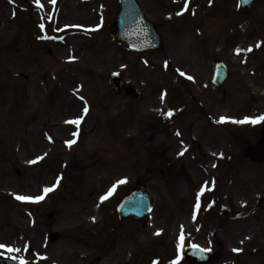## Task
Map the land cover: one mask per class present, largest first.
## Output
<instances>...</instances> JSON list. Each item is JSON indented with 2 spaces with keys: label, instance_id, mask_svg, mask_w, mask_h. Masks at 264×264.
I'll list each match as a JSON object with an SVG mask.
<instances>
[{
  "label": "rangeland",
  "instance_id": "rangeland-1",
  "mask_svg": "<svg viewBox=\"0 0 264 264\" xmlns=\"http://www.w3.org/2000/svg\"><path fill=\"white\" fill-rule=\"evenodd\" d=\"M137 1L161 50L110 38L118 0H0V255L188 264L182 247L193 244L215 252L206 264H264V160L251 158L264 121L233 122L264 115V0L246 12L237 0H189L183 13V0ZM215 60L230 70L219 88ZM113 72L141 98L115 95ZM139 183L150 214L119 221V201Z\"/></svg>",
  "mask_w": 264,
  "mask_h": 264
},
{
  "label": "water",
  "instance_id": "water-1",
  "mask_svg": "<svg viewBox=\"0 0 264 264\" xmlns=\"http://www.w3.org/2000/svg\"><path fill=\"white\" fill-rule=\"evenodd\" d=\"M253 0H239V5H243L244 9H248ZM109 27L114 29L111 38L126 41L131 47L145 50L148 48L160 49L162 41L153 26L142 14L136 0H120L119 10ZM228 72L224 65L217 64L214 72L213 82L220 85L227 77ZM108 84L116 94L124 89L126 95H130L132 99L140 97V91L130 85L124 86L122 78L119 74L113 73L108 76ZM264 131H262L261 140L256 146L254 157L263 158L262 148L264 146ZM259 155V156H258ZM150 197L146 194L144 187L138 186L131 190L118 206V218L125 220L129 217H143L150 208ZM224 213V212H223ZM51 241L59 237L56 232L48 235ZM213 253L196 247H186L184 250V259L193 264H204L214 259ZM7 264H20L9 258H0Z\"/></svg>",
  "mask_w": 264,
  "mask_h": 264
},
{
  "label": "snow or ice",
  "instance_id": "snow-or-ice-1",
  "mask_svg": "<svg viewBox=\"0 0 264 264\" xmlns=\"http://www.w3.org/2000/svg\"><path fill=\"white\" fill-rule=\"evenodd\" d=\"M35 2H36L37 4H39V0H35ZM50 2H51V3H55V0H50ZM178 14H179V13H178ZM41 28H43V25H41ZM238 51H239V50H238ZM181 75H184V74L181 73ZM188 78H189V79H192L191 77H188ZM84 111L86 112V111H87V108H85ZM166 115L171 116V115H172V112L169 111ZM227 119H229V118H227V117H221V118H220V121H217V122L219 123V122L224 121V120H227ZM258 121H264V115L257 116V117H255V118L245 117L243 120H235V121H233V122H235V123H247V122H250V123H252V124H255V123H257ZM79 122H80L79 119L72 121V123H75V124H79ZM179 134H180V133L177 132V135H179ZM74 135H75V134H74ZM68 143L71 144V143H73V141H68ZM180 154H182V153H180ZM122 182H123V181H121V183H122ZM54 187H55V185H54L52 188H45V189H44L45 193H47V192H49V191H52ZM109 194H110V193H109ZM16 198H17L18 200H22V201H32V200L39 201V200L43 199L42 196H37V197L17 196ZM106 198H107V196H101V197H100L101 201L105 200ZM196 207L198 208V207H199V204H197ZM93 219H95V218H93ZM157 234H159V230H158ZM179 240H180V242L183 241V234H181V236L179 237ZM0 247H3V246H0ZM177 247H178V248L180 247V243H178ZM193 247L196 248V247H198V246H195V245H194ZM10 251H11V249H10ZM16 251H19V250H16ZM234 251H239V249H234ZM176 259H177V261H178V260H179V256H177ZM21 264H24L22 258H21ZM154 264H155V262H154ZM173 264H176V262L174 261Z\"/></svg>",
  "mask_w": 264,
  "mask_h": 264
}]
</instances>
